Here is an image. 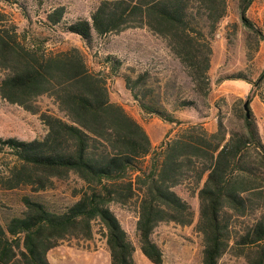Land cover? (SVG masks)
I'll list each match as a JSON object with an SVG mask.
<instances>
[{
	"label": "trees",
	"instance_id": "trees-1",
	"mask_svg": "<svg viewBox=\"0 0 264 264\" xmlns=\"http://www.w3.org/2000/svg\"><path fill=\"white\" fill-rule=\"evenodd\" d=\"M233 1L257 49L264 28L248 13L258 0ZM0 2L18 6L29 19L22 0ZM229 8L230 0H100L90 19L69 21L59 5L45 13L44 24L55 33L79 37L90 48L97 39L146 29L165 41L196 90L208 97L211 43ZM28 37L0 10V95L40 114L48 128L43 139H0V151L8 148L15 159L0 173V187H28L33 193L22 197L20 214L0 218V264H51L52 249L92 240L95 224L112 264H136V246L112 210L115 203L134 204L140 250L152 264H164L156 229L195 223L192 205L176 192L180 186L198 195L201 264H220L226 255L264 264V140L251 106L250 117L244 108L250 97L233 108L239 128L229 129L220 117L217 130L209 132L149 101L150 68L133 79L120 72L124 61L106 56L107 70L93 71L80 49L48 52L45 42ZM120 77L145 115L181 128L158 148L145 128L112 101L108 82ZM44 96L61 116L41 112L37 102ZM194 105L184 100L177 110ZM72 176L83 182L72 204L59 208L35 196Z\"/></svg>",
	"mask_w": 264,
	"mask_h": 264
},
{
	"label": "rangeland",
	"instance_id": "rangeland-1",
	"mask_svg": "<svg viewBox=\"0 0 264 264\" xmlns=\"http://www.w3.org/2000/svg\"><path fill=\"white\" fill-rule=\"evenodd\" d=\"M22 2L25 4L27 14L30 15L29 19L16 5L0 2V10L9 14L13 23L27 37L32 36L40 42H45L48 52L78 48L84 53L88 67L93 71L107 70L106 56H115L124 61L120 72L127 73L133 79L140 70L150 68L152 77L149 88L152 94L149 96V101L161 110L173 113L182 121L203 124L209 132L217 130L220 117L229 129L239 128L242 123L233 108L239 100L244 102L250 97L251 110L264 140V42L261 41L255 49L254 36L243 26L237 5L233 0H230L228 14L221 22L211 43L208 97L196 90L185 67L171 53L165 41L146 29H130L118 35L97 39L90 48L79 37L55 33L44 24L45 13L59 5L66 8L69 21L80 18L90 19L100 0H22ZM248 16L256 26L264 28V0L256 1L249 10ZM1 76L0 73V78ZM108 84L112 101L120 102L123 107L138 106L136 110L126 109V111L157 141L158 144L154 148L161 146L172 130L176 129L175 133H177L181 129L164 122L156 115H145L121 77L111 80ZM184 100L194 102L195 107L177 110L178 105ZM37 106L41 112L61 116L50 97L40 98ZM47 132L48 128L40 114L30 113L19 105L8 103L0 95V139L16 138L29 142L43 139ZM14 162L15 159L8 148L0 151L1 174H5ZM82 186L83 182L72 176L63 182L56 180L52 189L37 193L35 196L61 208L77 200L74 198V191ZM176 192L192 205L195 223L185 227L162 224L156 229L154 240L162 249L164 264H201L202 237L195 229L199 213L198 195L191 193L186 186L176 188ZM29 194L33 193L28 187L15 190H4L0 187V218L20 214L22 197ZM111 207L130 235L136 251L141 253L136 233L137 214L134 204L122 206L115 203ZM95 235L98 242L104 238L97 224H95ZM147 262L152 264L148 260ZM220 264H246V262L226 255Z\"/></svg>",
	"mask_w": 264,
	"mask_h": 264
},
{
	"label": "crops",
	"instance_id": "crops-1",
	"mask_svg": "<svg viewBox=\"0 0 264 264\" xmlns=\"http://www.w3.org/2000/svg\"><path fill=\"white\" fill-rule=\"evenodd\" d=\"M116 79L119 78H113L112 81ZM110 81L111 80H109V82ZM133 103H135V101ZM137 107V105H133L131 108L126 106L124 108L127 110H136ZM147 133L151 138L153 146L157 145V141H155L149 132ZM48 260L51 264H112L111 254L107 247L106 239L103 238L102 241L98 242L96 235H94V238L89 241L77 242L76 240H73L63 243L48 253ZM147 260L148 259L142 254V252L140 253L139 251H136V264H148Z\"/></svg>",
	"mask_w": 264,
	"mask_h": 264
},
{
	"label": "water",
	"instance_id": "water-1",
	"mask_svg": "<svg viewBox=\"0 0 264 264\" xmlns=\"http://www.w3.org/2000/svg\"><path fill=\"white\" fill-rule=\"evenodd\" d=\"M250 100H247L245 105H244V108H245V111L247 113V116L250 117Z\"/></svg>",
	"mask_w": 264,
	"mask_h": 264
}]
</instances>
